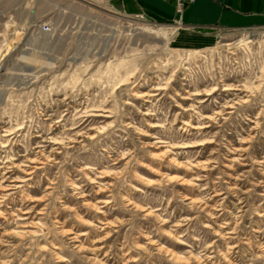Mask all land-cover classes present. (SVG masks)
<instances>
[{"label": "rangeland", "instance_id": "374dc122", "mask_svg": "<svg viewBox=\"0 0 264 264\" xmlns=\"http://www.w3.org/2000/svg\"><path fill=\"white\" fill-rule=\"evenodd\" d=\"M175 21L0 0V264H264V26Z\"/></svg>", "mask_w": 264, "mask_h": 264}, {"label": "crops", "instance_id": "0c3cea01", "mask_svg": "<svg viewBox=\"0 0 264 264\" xmlns=\"http://www.w3.org/2000/svg\"><path fill=\"white\" fill-rule=\"evenodd\" d=\"M99 1L129 18L158 24H171L176 19L174 5L166 0ZM182 22L185 30L177 34V40L204 47L220 31L264 26V0H195L184 9Z\"/></svg>", "mask_w": 264, "mask_h": 264}, {"label": "built area", "instance_id": "2783aa9c", "mask_svg": "<svg viewBox=\"0 0 264 264\" xmlns=\"http://www.w3.org/2000/svg\"><path fill=\"white\" fill-rule=\"evenodd\" d=\"M167 2L171 3L175 7L176 12V25L181 26L182 25V15L184 12V9L194 3L195 0H166ZM139 19V18H138ZM42 31L44 33H48L50 31V28L47 24H44L42 26Z\"/></svg>", "mask_w": 264, "mask_h": 264}]
</instances>
